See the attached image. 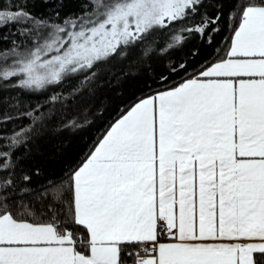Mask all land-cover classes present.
I'll return each mask as SVG.
<instances>
[{"label": "snow or ice", "instance_id": "1", "mask_svg": "<svg viewBox=\"0 0 264 264\" xmlns=\"http://www.w3.org/2000/svg\"><path fill=\"white\" fill-rule=\"evenodd\" d=\"M204 6L205 0H92L90 11L59 23V12L43 17L19 4L0 7V26L20 25L9 35L26 37L0 50V80L18 78L13 87L33 92L77 76L87 85L114 56L137 46L149 56L156 31L172 32L161 52L180 46L185 33L203 37L220 19L201 13ZM229 56L201 68L202 78L136 103L75 171L73 222L85 229L82 238L60 230L51 207L48 223L0 212V264H125L123 250L141 244L144 254L126 253L137 257L133 264H264V0L243 7ZM179 70L187 68L172 66ZM42 107L20 113L30 124L0 137L9 141L0 171L13 167L12 150L43 119ZM14 184L0 179V204ZM43 195L55 202L63 193ZM158 221L179 242L160 243ZM223 238L240 242H195Z\"/></svg>", "mask_w": 264, "mask_h": 264}, {"label": "trees", "instance_id": "2", "mask_svg": "<svg viewBox=\"0 0 264 264\" xmlns=\"http://www.w3.org/2000/svg\"><path fill=\"white\" fill-rule=\"evenodd\" d=\"M250 2L252 0H205L200 12L213 17L219 15L220 19L210 26L203 37L185 33L186 39L180 46L161 52L159 49L165 47L172 32L156 31L150 37L156 41V50L149 56H142L139 46L126 57L114 56L101 64L96 78L84 86L79 83L82 76L36 92L13 87L18 78L0 80V121L5 116L12 117L6 123L0 122V137L11 136L14 131L30 124L28 117L17 118L20 113L41 104L40 112L44 114L34 130L27 134L26 142L12 150L13 167L0 171V179L8 176L15 181L6 204H0V212L7 210L15 218L30 223H48L52 222V214L47 210L51 207L56 213L55 223L60 230L71 231L82 238L85 229L73 222L75 171L87 161L109 127L135 103L178 87L188 79L198 78L201 68L226 59L242 9ZM17 4L35 16L55 17V13L59 12L58 23L66 16L92 9V0H0V7H15ZM193 19L196 23L200 22L199 15ZM20 27L13 24L0 26V34L16 33ZM13 39L20 43L26 37L9 35L7 42L0 41V50L11 47ZM26 46H32L30 40ZM20 50L23 51L24 46ZM11 62L9 58L7 64ZM181 64L187 71H171L173 65L179 68ZM4 66L5 62L0 59V67ZM161 77H167V80ZM57 93L60 98L55 103L46 102L48 97ZM8 143V140L0 139V151H6ZM24 175L30 179L23 181ZM53 189L63 193L55 202L43 195ZM77 246L78 250H82L79 239ZM144 246L125 248L122 252L125 264H133L137 259L135 255L127 257V252L143 254Z\"/></svg>", "mask_w": 264, "mask_h": 264}, {"label": "crops", "instance_id": "3", "mask_svg": "<svg viewBox=\"0 0 264 264\" xmlns=\"http://www.w3.org/2000/svg\"><path fill=\"white\" fill-rule=\"evenodd\" d=\"M234 36V35H233ZM232 39V38H231ZM230 48H231V42H230V45H229V51H230ZM231 57L229 56V53H228V57L226 58V59H230ZM198 78H202V77H198ZM152 97V96H151ZM147 98H150V97H147ZM144 99H146V98H144ZM143 100V99H142ZM141 101V100H140ZM140 101H138V102H140ZM137 102V103H138ZM136 104V103H135ZM134 104V105H135ZM133 105V106H134ZM131 108H129L128 110H130ZM127 110V111H128ZM127 111H126V113H127ZM126 113L125 114H123V115H126ZM122 115V116H123ZM122 116L120 117V118H122ZM120 118H118L110 127H109V129L106 131V133L101 137V139L98 141V143H97V145H96V147L98 146V144H99V142L101 141V140H103V138H104V136L107 134V132L111 129V127L120 119ZM95 147V148H96ZM95 148L93 149V151L92 152H94L95 151ZM91 152V153H92ZM91 155V154H90ZM90 155H89V157H90ZM87 162V161H86ZM85 162V163H86ZM83 166V165H82ZM82 166H80V167H82ZM79 167V168H80ZM79 168L77 169V170H79ZM73 185H74V181H73ZM178 187V186H177ZM177 195H178V193H177ZM160 227H162V228H164V229H166V222H161V221H158V228H160ZM157 228V229H158ZM177 235H178V233H177ZM160 243H176V242H179L178 240H176L173 236L171 237V239L170 240H163V241H159ZM196 243H215V244H220V243H225V244H227V243H237V242H240V241H230V240H228L227 238H223V239H217V240H207V241H195ZM145 247V246H144ZM144 247H143V250H142V252H143V254H144ZM149 250L151 249V247H152V245L149 243L147 246H146ZM148 255H151V253H150V251H149V253H147V254H145V258H147L148 257Z\"/></svg>", "mask_w": 264, "mask_h": 264}, {"label": "built area", "instance_id": "4", "mask_svg": "<svg viewBox=\"0 0 264 264\" xmlns=\"http://www.w3.org/2000/svg\"><path fill=\"white\" fill-rule=\"evenodd\" d=\"M157 232L159 240H166L171 237L170 232L165 230L164 228H158ZM160 233H163V235H160Z\"/></svg>", "mask_w": 264, "mask_h": 264}]
</instances>
